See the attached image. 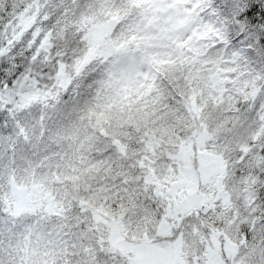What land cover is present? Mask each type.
I'll list each match as a JSON object with an SVG mask.
<instances>
[{
    "label": "snow or ice",
    "instance_id": "snow-or-ice-1",
    "mask_svg": "<svg viewBox=\"0 0 264 264\" xmlns=\"http://www.w3.org/2000/svg\"><path fill=\"white\" fill-rule=\"evenodd\" d=\"M133 4L33 0L28 7L35 22L25 30L15 12L7 10V0H0V10L6 12L0 15V264H57L54 249L61 240L95 232V209L89 207L92 190L85 193L75 182L63 180L75 169L60 164L61 144L73 125L95 124L91 108L116 104L119 110L131 85H147L168 115L161 128L191 124L196 116L192 95L202 90L197 135L207 141L205 147L227 145L234 153L232 183L248 181L242 184L238 214L224 211L218 200L214 213L205 215L197 208L178 225L171 218V239L183 237L194 248L197 264H208L201 239L211 234L205 226L210 222L236 245L225 264H264V0H186L173 21H182L183 27L170 25L167 42L181 60L179 46L192 36L196 55L187 66L177 64L163 72L146 42L151 14ZM97 10L107 13L101 17L106 23L117 22L101 50L89 58L82 53L92 41L82 25ZM205 64L230 67L239 88L223 85L219 77L198 78V71L207 72ZM200 79L217 87L203 89ZM131 118L121 113L111 131L139 154L120 158L117 147H107L111 140L102 136L97 147L104 151L98 159L121 173L118 179L128 192L122 205L129 214L147 218L156 212L162 195L149 183V169L171 161L161 150L155 155L152 151L167 137L157 141L151 129L131 127V141L123 136ZM156 156L159 160L150 164ZM129 175L133 181H127ZM149 199L154 203H146ZM164 215L160 208L156 220ZM102 260L108 264L103 254L96 257L97 264ZM138 264L164 261L144 259Z\"/></svg>",
    "mask_w": 264,
    "mask_h": 264
},
{
    "label": "trees",
    "instance_id": "trees-1",
    "mask_svg": "<svg viewBox=\"0 0 264 264\" xmlns=\"http://www.w3.org/2000/svg\"><path fill=\"white\" fill-rule=\"evenodd\" d=\"M32 2L33 0H7V10L15 12L20 25L25 30L35 22L32 15L33 10L28 7ZM147 6L148 3L134 0L133 7L149 13ZM5 14L4 10H0V15ZM105 15H107L106 12L97 10L82 25V30L86 31L88 40L93 28L107 24L101 18ZM116 22V19L112 20L111 28ZM154 25L153 19L150 17L145 27L149 30ZM111 28L107 34L108 39ZM91 48L92 43L82 54L89 57ZM179 52L181 53L182 64L181 60L176 59L177 51L170 47L168 42L165 51L163 49L156 50L155 56L161 72H163V69L174 67L177 64L187 66L190 57L196 55L194 42L186 41L179 46ZM202 67L207 72L198 71L196 73L198 78L204 75H208L210 78L219 77L223 85L239 88V82L234 81L232 78L230 67H220L218 64H205ZM68 70L72 71L71 66ZM199 83L203 85V89H215L217 87L216 84L204 79H200ZM137 91L135 95H130L131 92L125 95L119 110H117L118 106L116 104L101 107L99 110L95 107L91 108L89 116L95 124L90 123L88 126L73 125L66 138H63L61 144L63 155L60 158V164L63 165L65 170L75 169L72 177L64 176L63 180L68 183L75 182L85 193L92 190L89 207L95 209L96 230L84 238L66 236L61 240L59 247L54 249L57 253V264H97L96 257L100 254L107 258L108 264H138L140 261L136 259V254L135 256L132 251L125 252L115 244L114 232L115 235L120 234L127 241L135 243L142 241L156 243L157 240L164 244L181 242L183 244L180 253L181 264H190V262L191 264H197L198 258L194 248L183 237L176 241L171 239L174 236L173 224L171 233H162L165 221L171 219L170 215L175 218L178 225L182 222L183 217L191 215L193 212L188 213L180 208L182 206L181 191L175 190L174 186L170 185V188L168 187L170 190H164L163 192V188L161 191L158 185L159 182H176L179 176L187 173V170H196L201 157L217 158L223 166L224 172L221 179L219 178L220 180L216 179V184H201L195 192L198 196L199 194L203 195L199 197V200L203 203L212 204L210 211L213 213L219 200V204L224 211H232L238 214L237 201L241 199L244 191L242 184H247L248 181H235V183H232L236 176L232 160L234 153L227 145L205 147L207 141L197 135L196 125L200 122L199 113L203 110L201 108L202 90H197L192 95V108L196 114L192 123L183 127L168 125L166 128H161L160 125L168 120V115L162 111L161 105L153 100L147 85H140ZM124 112L130 113L132 117L125 122V130L122 133L128 141L132 139L127 131L129 127L137 130L142 128L151 129V134L156 136L157 141L167 137L163 139L162 147L160 143H156L152 151L155 155L157 150H161L162 154L167 156L171 163L166 164L164 161H160L157 167L149 169L152 176L149 183L157 187L162 194L160 196L161 203L157 206L156 212L160 208H164L165 215L159 221L156 220V212H152L147 218L143 216L137 218L135 212L129 214L122 205V201H124L125 196H128V192L118 179L121 173L117 170V166L108 163L107 160L101 161L98 159L104 151L103 148L97 147L102 136L111 140V144H108L107 147H117L120 158H134L139 154L133 151L130 143H126L120 136L114 135L111 131L112 126L120 119V114ZM200 127L206 129L207 125L201 122ZM190 142L194 143L192 153L185 155L184 148ZM158 160L159 156H156L155 160L149 162L150 164H156ZM127 181H133V177L129 175ZM141 200H143V197H141ZM146 203L152 204L154 201L149 199ZM175 212L178 213L175 214ZM199 214L197 213V215ZM204 214L207 215L208 212ZM205 226L211 233L201 239L206 247L205 255L208 264H225V258H230L235 254L236 245L234 240L229 238L223 231L217 230L210 222H205ZM153 232H155V235H153ZM144 259L142 258V260ZM100 264H105V261H100Z\"/></svg>",
    "mask_w": 264,
    "mask_h": 264
},
{
    "label": "rangeland",
    "instance_id": "rangeland-1",
    "mask_svg": "<svg viewBox=\"0 0 264 264\" xmlns=\"http://www.w3.org/2000/svg\"><path fill=\"white\" fill-rule=\"evenodd\" d=\"M141 3H148L147 11L151 14V19H153L154 26L149 29V35L146 37V42L154 49V53L157 49H163L167 46L168 37L171 35L169 31V26L173 27H183V22L180 21L177 24H173L175 20V15L183 9L186 0H137ZM111 23L99 25L91 30L89 34V40L92 41V48L89 53V58L92 55L97 54L102 45L108 40V32L111 28ZM137 88L140 85L129 86L130 95L137 94ZM132 89V91H130ZM66 138V137H65ZM64 138V139H65ZM194 143L190 142L184 148L185 155L192 153ZM209 157V156H208ZM224 172L223 166L220 164L219 160L215 157L203 158L201 157L199 165L196 170H187V173L179 176L176 182H159V189L163 192L164 190H170V185H173L175 190L182 192V211H187L188 213L194 212L197 208H201V205L207 204L212 208V204L203 203L199 200V196L195 193L202 183L204 184H216V181L222 177ZM217 179V180H216ZM219 179V180H220ZM169 187V188H168ZM221 196V195H219ZM180 211V210H179ZM178 212H175L177 214ZM174 214V215H175ZM173 218V216H169ZM172 231V224L169 220L165 221L164 229L162 233L169 234ZM117 233V232H116ZM114 234V241L117 246L122 248L125 252L132 251L134 255H137V260L141 261L142 258L150 260L162 259L164 264H181L182 259L180 253L183 248L181 242H170L168 244L164 243H148V242H130L125 239V237L120 234ZM162 253V255H161ZM135 255V256H136Z\"/></svg>",
    "mask_w": 264,
    "mask_h": 264
},
{
    "label": "water",
    "instance_id": "water-1",
    "mask_svg": "<svg viewBox=\"0 0 264 264\" xmlns=\"http://www.w3.org/2000/svg\"><path fill=\"white\" fill-rule=\"evenodd\" d=\"M201 209L204 213H207L211 209V207L207 204H203L201 205Z\"/></svg>",
    "mask_w": 264,
    "mask_h": 264
},
{
    "label": "clouds",
    "instance_id": "clouds-1",
    "mask_svg": "<svg viewBox=\"0 0 264 264\" xmlns=\"http://www.w3.org/2000/svg\"><path fill=\"white\" fill-rule=\"evenodd\" d=\"M188 39H189V41H193L195 43V41H194L192 36H190Z\"/></svg>",
    "mask_w": 264,
    "mask_h": 264
}]
</instances>
